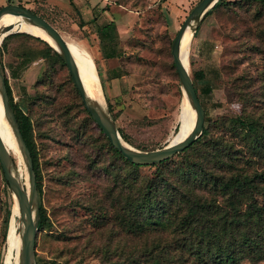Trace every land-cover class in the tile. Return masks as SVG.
<instances>
[{
  "label": "rangeland",
  "instance_id": "rangeland-1",
  "mask_svg": "<svg viewBox=\"0 0 264 264\" xmlns=\"http://www.w3.org/2000/svg\"><path fill=\"white\" fill-rule=\"evenodd\" d=\"M8 1L35 9L67 42L90 52L109 113L128 144L152 149L176 135L183 91L171 43L197 0H100L108 7L102 11L95 5L99 11L95 21L86 20L81 0H0V6ZM11 42L28 56L17 61L15 55L5 53L2 63L13 99L33 122L42 184L39 203L48 219L37 235L39 264H140L145 250L161 248L174 238V231L168 232L170 223L154 224L153 230L134 229L119 215L122 205L114 204V174L129 172V166L88 117L67 66L54 54L41 58L44 45L30 36H14ZM11 69L18 76L13 77ZM189 72L192 76L201 72L194 84L208 135H200L195 146L167 162L183 163L187 154L185 167L201 169L206 176L263 171L264 5L225 0L214 8L193 34ZM237 116L256 120L258 130L247 132ZM11 156L23 178L24 162L18 164ZM156 167L142 165L138 172L154 177ZM227 168L231 172L225 174ZM195 183L198 194L206 195L205 189H199L203 183ZM219 199L226 200L221 195ZM12 205L0 166V264H6ZM14 224L19 233L18 215ZM15 255L14 248L8 264H14ZM192 264L218 263L210 258ZM239 264H264V259L254 261L249 256Z\"/></svg>",
  "mask_w": 264,
  "mask_h": 264
},
{
  "label": "trees",
  "instance_id": "trees-1",
  "mask_svg": "<svg viewBox=\"0 0 264 264\" xmlns=\"http://www.w3.org/2000/svg\"><path fill=\"white\" fill-rule=\"evenodd\" d=\"M223 1L225 0H217L209 8L205 17L214 8L221 5ZM255 1H259L264 5V0ZM7 3L11 2L8 1ZM107 7L108 3L105 2L99 10L104 11ZM30 9L39 14L35 9ZM96 11L95 6H93L92 20L94 21L99 14V11ZM105 25L98 27V34H104ZM22 35L30 36L43 43L44 46L40 50L41 58L54 54L62 62L61 57L47 42L26 32H13L4 37L3 48L0 47L1 62L5 53L15 55L17 61L28 57L26 52H20L11 44V37ZM112 56L115 55H106V57ZM2 65L5 71L8 97L32 158L37 189L41 198L42 184L37 150L33 139L32 118L29 113L18 107L17 102L13 99L6 76L7 69L4 63ZM9 72L13 77L18 76L15 70L11 69ZM199 75H201V72H194L193 76L190 74L193 84L195 76L198 77ZM194 87L197 92L195 84ZM84 110L97 126L99 132L103 134L108 146L129 166V172L114 174V183L117 188L114 195V204L122 205L119 215L127 219L134 229L143 227L146 230H153L154 224L165 221L170 223L168 232L174 231V238L169 244L166 243L161 248L154 247L145 250V260L141 261L140 264H192L195 260L204 261L210 258H213L218 264H239L242 259L249 256L254 261L264 259V170L255 172L252 175L238 170L227 176L224 174L213 175L212 173L206 176L201 169L197 172L195 168L191 170L185 167V161L189 159V156L184 154V162L180 164H169L167 162L169 159L148 164L157 166L154 177L140 174L138 167L142 165L130 162L119 150L112 146L85 106ZM206 121L209 122L210 119L206 118ZM236 121L249 133H255L258 130L257 121L254 119L237 116ZM207 135L208 126L204 125L199 138L207 137ZM122 136L124 137L123 133ZM199 138L176 154L187 152L196 145ZM228 172H231L230 168L224 171L225 174ZM3 179L8 186L4 174ZM195 182L198 185L203 183V187H199V189H205L209 196L202 194L203 192L198 194ZM260 182L263 183L261 187H259ZM220 195L225 196V202H221ZM243 198H247V200L243 201ZM39 211L38 231L48 221L41 201ZM145 220L150 221V223L147 224L144 222ZM35 257L37 264H39L36 251ZM53 264L65 263L53 261Z\"/></svg>",
  "mask_w": 264,
  "mask_h": 264
},
{
  "label": "water",
  "instance_id": "water-1",
  "mask_svg": "<svg viewBox=\"0 0 264 264\" xmlns=\"http://www.w3.org/2000/svg\"><path fill=\"white\" fill-rule=\"evenodd\" d=\"M216 1L217 0H197V2L192 6V8L189 10L187 15L181 22L171 43V54L173 58V63L179 76L182 91L188 97L196 113L194 124L188 134L181 140L167 142L164 145H161L160 147L152 149H140L135 146H132L131 144H127L128 142L125 143L126 141L121 137L116 127V124L109 113L106 101L103 107L98 104L95 100L88 97L82 80L80 78L77 64L70 51L65 37L47 19H45L40 14L35 13L30 8L23 6L19 3H7L1 5L0 19L2 15L9 14L26 20L44 30L54 41L56 46L52 45L45 39L43 40H45L58 53L63 62L66 64L71 79L78 91V94L86 110L89 112L90 116L93 118L95 123L101 128V130L106 135L112 146L119 150L122 155L130 162L139 165H148L171 158L176 153L189 146L202 134L204 127L205 111L200 99L198 98L188 68L185 66L180 56V42L184 32L192 22H195L193 34L195 33L200 22L205 17L207 11L215 4ZM13 26V23L0 25V34L4 33L3 36H1L0 38V43L6 35L13 32H21L10 30ZM0 99L4 115L7 118L20 147L28 175V190H26L13 164L12 156L0 136V165L11 193L14 194L17 198L19 209L18 218L20 228V250L18 255V264H36L35 251L40 215V203L39 193L36 184V175L29 149L22 136L17 118L14 114L13 108L8 97L5 84V71L1 59Z\"/></svg>",
  "mask_w": 264,
  "mask_h": 264
},
{
  "label": "bare ground",
  "instance_id": "bare-ground-1",
  "mask_svg": "<svg viewBox=\"0 0 264 264\" xmlns=\"http://www.w3.org/2000/svg\"><path fill=\"white\" fill-rule=\"evenodd\" d=\"M7 23L14 24L12 29H10L12 31H21V32H26L32 35L39 36L42 39H45L48 42H50L52 45L56 46L54 41L44 30H42L38 26H35L34 24L26 20H23L13 15L4 14L2 15L0 19V25L7 24ZM194 24L195 22H192L189 25V27L184 32L183 37L180 42V56L185 66L188 68V71H189V65H190V44H191V40L193 37ZM3 34L4 33L0 34V38L1 36H3ZM67 43L75 59V62L77 64L80 78L82 80V83L84 85V88L86 90L88 97L95 100L98 104L104 107L105 98L100 89V84H99V80H98V76L96 73V68H95L92 55L90 54L89 51H87L84 48H81L80 46L74 43H69V42ZM195 116H196L195 110L192 107L188 97L183 92V102L181 105V112H180V129L176 133V135H174V137L171 139L170 142L179 141L188 134V132L190 131V129L192 128L194 124ZM0 136L5 146L9 150V152L15 158H17L18 164H22L24 162L23 156H22L20 147L18 145V142L16 140V137L13 133V130L7 118L4 115L2 104H1V99H0ZM20 177H21L23 186L26 188V190H28L27 172L24 171V177L23 178L22 176ZM12 199H13V205H12L13 217L10 221V226L8 228V233L6 236V241L8 244V252L5 255L6 264H8L10 256H11V252L14 248L16 250L14 264H18V255H19V250H20V235L19 233L16 232L15 224H14V216L19 214V209H18L17 198L14 194H12Z\"/></svg>",
  "mask_w": 264,
  "mask_h": 264
},
{
  "label": "crops",
  "instance_id": "crops-1",
  "mask_svg": "<svg viewBox=\"0 0 264 264\" xmlns=\"http://www.w3.org/2000/svg\"><path fill=\"white\" fill-rule=\"evenodd\" d=\"M100 0H81L80 6H81V10L84 9V13L86 14V20H91L92 19V7L95 5H98L100 7H102L103 4H99Z\"/></svg>",
  "mask_w": 264,
  "mask_h": 264
},
{
  "label": "built area",
  "instance_id": "built-area-1",
  "mask_svg": "<svg viewBox=\"0 0 264 264\" xmlns=\"http://www.w3.org/2000/svg\"><path fill=\"white\" fill-rule=\"evenodd\" d=\"M0 47H1V48H3V45H2V43H0Z\"/></svg>",
  "mask_w": 264,
  "mask_h": 264
}]
</instances>
